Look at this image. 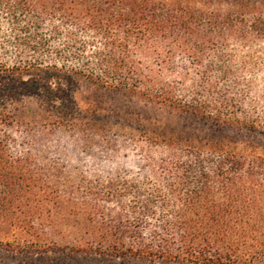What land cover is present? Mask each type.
<instances>
[{
  "label": "trees",
  "instance_id": "trees-1",
  "mask_svg": "<svg viewBox=\"0 0 264 264\" xmlns=\"http://www.w3.org/2000/svg\"><path fill=\"white\" fill-rule=\"evenodd\" d=\"M257 16L159 0H0V250L26 264H264V156L236 148L264 131L251 97L250 78L264 74ZM80 76L213 130L191 145L157 137L143 187L107 193L108 221L43 178L6 112L38 96L72 119ZM80 211L91 227L65 228Z\"/></svg>",
  "mask_w": 264,
  "mask_h": 264
},
{
  "label": "rangeland",
  "instance_id": "rangeland-1",
  "mask_svg": "<svg viewBox=\"0 0 264 264\" xmlns=\"http://www.w3.org/2000/svg\"><path fill=\"white\" fill-rule=\"evenodd\" d=\"M159 1L209 14L230 15L234 20H253L259 14L264 15V0ZM141 58L146 65L151 63L150 56ZM250 79L254 85L251 97L261 109L264 74ZM73 96L76 106L72 119L61 117L42 97L25 96L9 101L6 112L14 121L10 129L20 141L29 144L37 160L35 168L44 179L57 185L66 197H75L82 209L98 203L99 217L106 221L111 209L107 202L109 191L126 192L143 187L147 175L142 174L147 167L146 155L159 151L155 145L157 137H174L191 145L189 139L195 143L197 137L204 140L212 135L213 130L203 124L168 112L140 95L102 87L85 76L79 77ZM251 135V144H238L236 148L264 156V131ZM127 196L131 198V194ZM81 213L63 226L76 232L91 227V222ZM0 264L26 263L13 260L10 254L0 250Z\"/></svg>",
  "mask_w": 264,
  "mask_h": 264
}]
</instances>
